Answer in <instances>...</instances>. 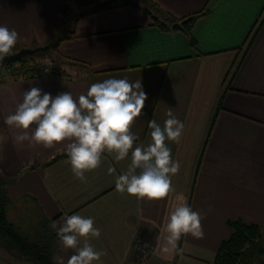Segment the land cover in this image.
Masks as SVG:
<instances>
[{
	"label": "crops",
	"instance_id": "crops-1",
	"mask_svg": "<svg viewBox=\"0 0 264 264\" xmlns=\"http://www.w3.org/2000/svg\"><path fill=\"white\" fill-rule=\"evenodd\" d=\"M103 1L111 0H0V24L15 28L20 36L14 51L44 45L71 16L82 13L73 37L56 50L60 72L0 82V133L7 137L0 142V172L14 178L8 184L16 206L11 214L17 211L18 223L28 230L32 220L39 227L40 218L50 219L53 232L52 221L65 212L92 216L101 234L89 239L105 251L103 264H154L156 259L214 264L221 242L232 232L229 221L241 219L264 228V0H148L138 9L95 10ZM204 8L208 14L192 27L195 47L183 31L164 29L154 21L157 17L166 22V14L180 19ZM237 58L241 60L227 78ZM111 76L141 79L147 93L144 109L131 126L137 142H150L148 121L163 125L170 108L184 123L180 139L166 141L181 167L172 176L175 191L164 198L138 199L116 190L115 176L127 169L130 156L117 161L105 153L100 166L81 181L67 157L58 158L66 153V142L49 148L13 143L17 130L9 128L4 117L15 110L25 89L37 86L53 95L71 91L78 97L91 83ZM109 165L115 173H108ZM179 194L194 210L207 213L201 221L204 235L186 234L179 242L182 252L164 255L159 250L163 226ZM139 237L153 244L155 255L138 258L133 245ZM0 247L10 251L0 250V264H26L7 260L16 251ZM71 254L58 240L54 256L66 260Z\"/></svg>",
	"mask_w": 264,
	"mask_h": 264
},
{
	"label": "clouds",
	"instance_id": "clouds-1",
	"mask_svg": "<svg viewBox=\"0 0 264 264\" xmlns=\"http://www.w3.org/2000/svg\"><path fill=\"white\" fill-rule=\"evenodd\" d=\"M19 38L15 28L0 24V66L12 54ZM146 99L141 79L130 81L127 77L111 76L91 83L78 97L71 91L53 95L31 86L24 90L22 100L4 117V122L17 130L12 140L19 146L49 148L66 142L64 150L71 170L81 181H86L87 171L100 166L105 153L113 154L117 161L130 156L127 169L115 176L116 190L138 199L159 200L175 191L172 176L179 172L181 164L172 157L166 141H178L184 123L170 108L163 125L155 119L148 121L150 142H137L131 126L141 115ZM6 138L0 133V142ZM107 171L112 174L116 170L109 165ZM206 214L194 210L185 195H177L163 226L161 254L182 252L179 242L186 234L203 237L201 221ZM52 227L60 245L72 250L66 260L62 255L54 256L56 264H103L105 251L98 250L89 239L101 234L92 216L65 212L59 220L52 221Z\"/></svg>",
	"mask_w": 264,
	"mask_h": 264
},
{
	"label": "trees",
	"instance_id": "trees-1",
	"mask_svg": "<svg viewBox=\"0 0 264 264\" xmlns=\"http://www.w3.org/2000/svg\"><path fill=\"white\" fill-rule=\"evenodd\" d=\"M148 2V0L103 1L100 2L95 10L122 6H130L138 9L141 6L145 7V3ZM68 14L69 11L66 9L65 16ZM206 14H208V10L204 8L201 11L180 19L166 14V22L159 21L157 17H154V21L164 29L171 27L172 29L183 31L188 37L189 44L195 47L196 40L192 35V27L199 18ZM81 15L82 13L71 16L66 21V24L56 33L54 38L44 45L49 44L50 48L54 47L57 50L61 42L71 39L74 34V24ZM256 32L257 28L253 30L254 34ZM251 34L252 32L249 38ZM254 34H252L250 40H248L249 38L247 39V46H249ZM240 60V58L236 59L227 78L231 79ZM61 63L57 55L50 57L49 63H44L32 57H23L0 67V82L50 77L61 71ZM220 108L218 107L214 112L202 152L196 165L197 170L201 164V159L203 158ZM59 157H67V154L62 153ZM12 181H14V178L6 177L0 172V242L5 247L14 249L19 254L32 259L37 264H56L53 257L54 250L58 247V238L56 232H53L50 228V219L40 221L39 227H30V230H28L26 227L24 228L9 218L10 211L15 206L8 192V184ZM229 226L232 232L228 238L221 242L216 253L214 264H264V239L262 238L260 226L254 223H246L241 219L229 221Z\"/></svg>",
	"mask_w": 264,
	"mask_h": 264
},
{
	"label": "rangeland",
	"instance_id": "rangeland-1",
	"mask_svg": "<svg viewBox=\"0 0 264 264\" xmlns=\"http://www.w3.org/2000/svg\"><path fill=\"white\" fill-rule=\"evenodd\" d=\"M63 26L64 25H61V28ZM37 47H41V46L30 47L28 49H34V48H37ZM21 49H26V48H21ZM21 49H19V50H21ZM19 50H17V51H19ZM17 51H14V52H17ZM53 54L54 55H57L56 49L54 47L50 48L49 50L39 51L37 53L31 54V55H27L25 57L26 58H31L32 57V58H35L37 60L44 59V61H49L50 60V57H53V56H50V55H53ZM46 58H48V60ZM30 210H31V208H30ZM11 211H10V214H9V218L11 220H13L14 222H17L18 223L19 222V220H18V218H19L18 212L16 211V214H11ZM39 221H42V219L40 218ZM32 224H33L32 227H37L38 222L36 223V220H32ZM260 228H261L262 238L264 239V228L263 227H260ZM0 246H2V245H0ZM0 250H4V253H10V251L8 249L4 248V247H0ZM15 253H16L15 256H13V257L8 256L6 259L9 260V261H11V262H13V263H20V262H22V263L25 262L26 264H32V263H34L33 260H31L30 258L25 257L22 254H19V252L16 251ZM34 264H36V263H34Z\"/></svg>",
	"mask_w": 264,
	"mask_h": 264
},
{
	"label": "built area",
	"instance_id": "built-area-1",
	"mask_svg": "<svg viewBox=\"0 0 264 264\" xmlns=\"http://www.w3.org/2000/svg\"><path fill=\"white\" fill-rule=\"evenodd\" d=\"M133 249L137 252L139 259H145L151 255H155L153 244L150 241L141 237L135 240ZM154 264H173V263H169V262L165 263L162 259H156Z\"/></svg>",
	"mask_w": 264,
	"mask_h": 264
},
{
	"label": "water",
	"instance_id": "water-1",
	"mask_svg": "<svg viewBox=\"0 0 264 264\" xmlns=\"http://www.w3.org/2000/svg\"><path fill=\"white\" fill-rule=\"evenodd\" d=\"M50 49V45L47 44V45H43L41 47H37V48H34V49H21L17 52H13L9 57H5L4 59V62H3V65H6L7 63L9 62H12L14 60H19L27 55H31V54H34V53H37L39 51H44V50H49ZM0 66V67H2Z\"/></svg>",
	"mask_w": 264,
	"mask_h": 264
}]
</instances>
